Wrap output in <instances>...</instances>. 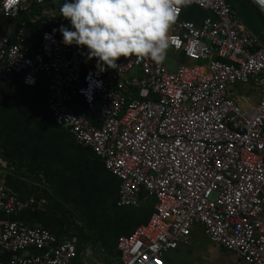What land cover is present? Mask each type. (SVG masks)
Segmentation results:
<instances>
[{
  "label": "built area",
  "instance_id": "2783aa9c",
  "mask_svg": "<svg viewBox=\"0 0 264 264\" xmlns=\"http://www.w3.org/2000/svg\"><path fill=\"white\" fill-rule=\"evenodd\" d=\"M250 1L264 16V0ZM64 2L0 0V18L18 21L0 37V80L18 76L34 88L45 78L54 121L119 180L117 207L155 200L147 223L118 238L119 264H166L196 226L246 263L264 264V44L226 0H181L166 55L179 54L175 70L132 56L101 71L86 46L63 42L60 26L72 27ZM34 8L51 27L29 45L22 17ZM249 82L261 98L246 112L231 88ZM36 203L0 185L4 214ZM77 256L75 241L50 229L10 220L0 230V264Z\"/></svg>",
  "mask_w": 264,
  "mask_h": 264
},
{
  "label": "crops",
  "instance_id": "0c3cea01",
  "mask_svg": "<svg viewBox=\"0 0 264 264\" xmlns=\"http://www.w3.org/2000/svg\"><path fill=\"white\" fill-rule=\"evenodd\" d=\"M22 20L28 23L29 45L51 27L39 8ZM17 26L18 21L0 18V37L13 34ZM45 96V78L34 88L18 76L0 80V185L21 199L37 201L14 215L0 211V230L10 220L41 226L60 239L75 241L78 256L72 264H119L118 238L147 223L155 200H143L136 208H118L119 180L54 121ZM166 264L248 263L213 243L196 226L191 243L167 255Z\"/></svg>",
  "mask_w": 264,
  "mask_h": 264
},
{
  "label": "clouds",
  "instance_id": "9594fccd",
  "mask_svg": "<svg viewBox=\"0 0 264 264\" xmlns=\"http://www.w3.org/2000/svg\"><path fill=\"white\" fill-rule=\"evenodd\" d=\"M180 3L181 0H65L60 13L72 27L61 25L59 31L66 45L86 46L88 59H96L101 71L106 66L117 68L121 57H149L159 63L166 58L169 31Z\"/></svg>",
  "mask_w": 264,
  "mask_h": 264
},
{
  "label": "rangeland",
  "instance_id": "374dc122",
  "mask_svg": "<svg viewBox=\"0 0 264 264\" xmlns=\"http://www.w3.org/2000/svg\"><path fill=\"white\" fill-rule=\"evenodd\" d=\"M228 2L233 7L234 5H236L234 0H228ZM178 57L179 54L177 56H174L171 52L168 53V56L164 62L169 70L173 71L176 69ZM231 90L234 92L237 98L240 99V105L246 112H250L251 106L256 105L261 98L260 90L255 87L253 82L237 84L236 86L232 87ZM170 254L171 253H169L168 255Z\"/></svg>",
  "mask_w": 264,
  "mask_h": 264
},
{
  "label": "water",
  "instance_id": "95a60500",
  "mask_svg": "<svg viewBox=\"0 0 264 264\" xmlns=\"http://www.w3.org/2000/svg\"><path fill=\"white\" fill-rule=\"evenodd\" d=\"M234 8L241 20L252 33L264 44V16L250 0H234Z\"/></svg>",
  "mask_w": 264,
  "mask_h": 264
},
{
  "label": "trees",
  "instance_id": "16d2710c",
  "mask_svg": "<svg viewBox=\"0 0 264 264\" xmlns=\"http://www.w3.org/2000/svg\"><path fill=\"white\" fill-rule=\"evenodd\" d=\"M228 2V0H226ZM233 7V6H232ZM234 8V7H233ZM235 9V8H234Z\"/></svg>",
  "mask_w": 264,
  "mask_h": 264
}]
</instances>
